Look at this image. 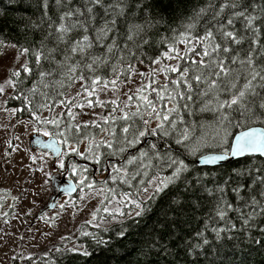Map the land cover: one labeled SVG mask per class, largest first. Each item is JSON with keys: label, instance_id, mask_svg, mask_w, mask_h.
Here are the masks:
<instances>
[{"label": "trees", "instance_id": "1", "mask_svg": "<svg viewBox=\"0 0 264 264\" xmlns=\"http://www.w3.org/2000/svg\"><path fill=\"white\" fill-rule=\"evenodd\" d=\"M239 12L244 16L235 15ZM249 16L256 17L251 28L245 19ZM61 24L68 28L66 33L58 31ZM221 25L242 42L221 40ZM208 29L216 42L231 49L218 54L229 75H222L218 87L209 89L207 83L192 81L190 74L189 91L182 83L179 87L172 83L180 79V72L169 74L166 85L148 95L157 113L169 116L163 121L167 135L156 128L150 138L139 136L157 119L145 103L128 119L108 117L82 124L65 111L56 125L49 126L53 134L63 138L60 130L72 143L101 138L86 158L106 174L110 162L112 173L102 183L107 199L137 200L144 211L110 226L82 225L75 238L81 251L60 245L22 264H264V159L247 157L215 168L196 165L204 154L228 153L238 132L264 128V109L259 107L264 103V80L259 76L244 100L251 112L242 116L238 106L220 107L243 90L253 71L264 75V0H101L100 4L92 0H0V51L6 44L22 53L28 49L31 69L30 73L22 69L19 78L13 76L7 107L15 110L16 119L43 127L38 120L62 105L75 83L93 91L114 80L126 82L136 66H153L170 46L183 44L181 39L197 45L196 53L184 55L178 68L193 67L191 61L202 52L197 38ZM36 53H41L39 63ZM216 58L213 54L212 59ZM158 93H163V99ZM45 103L48 107H40ZM181 162L183 171L176 177ZM156 179L162 191L156 188L141 200ZM220 211L226 213L223 219ZM252 214L254 219L244 224ZM204 239L209 243L204 244Z\"/></svg>", "mask_w": 264, "mask_h": 264}, {"label": "rangeland", "instance_id": "2", "mask_svg": "<svg viewBox=\"0 0 264 264\" xmlns=\"http://www.w3.org/2000/svg\"><path fill=\"white\" fill-rule=\"evenodd\" d=\"M197 42L188 44L196 47ZM186 45L180 44L176 49L184 57ZM180 59L169 60L164 57L153 66H136L126 82L115 81L84 90L82 83H75L69 96L62 105L47 111L38 120L58 122L66 111L77 123H97L100 120L128 116L138 111L144 101L140 96H147L165 86L171 73L165 67H178ZM27 65V55L14 45L6 44L0 51V264H22L48 248H70L81 251L83 247L75 241L82 225L110 226L116 222L133 217L139 211L137 200L123 198L107 199L104 183L105 174H92L75 162L70 163V177L78 184V193L69 197H60L56 209L38 217L52 196L51 179L55 175L62 176L66 169V160L77 157L89 161L87 154L102 139H92L80 143L67 140L65 133L57 130L59 137L52 133L51 125H36L28 120H18L15 110L7 107V100L13 93V71H21ZM142 90V91H141ZM131 97V99H129ZM161 123L156 119L148 123L146 134ZM47 132L48 135L44 133ZM45 138L55 137L64 145L62 156L53 160L50 154L39 153L31 146L37 135ZM144 135V136H145ZM74 149V150H73ZM63 164V167L60 165ZM95 164V163H92ZM72 175V176H71ZM91 185V186H90ZM156 179L150 188L141 196L146 200L157 188ZM123 213V215H121Z\"/></svg>", "mask_w": 264, "mask_h": 264}, {"label": "snow or ice", "instance_id": "3", "mask_svg": "<svg viewBox=\"0 0 264 264\" xmlns=\"http://www.w3.org/2000/svg\"><path fill=\"white\" fill-rule=\"evenodd\" d=\"M57 2H59V0H57ZM92 2L94 4H100L101 0H92ZM233 6H235V5H233ZM88 12H92V9L89 8ZM66 15H70V14H66ZM81 15H82V13H81ZM235 15L236 16H244V13L239 12V13H236ZM61 19H63V17H61ZM245 19L247 20L248 27L251 28L253 25V22L256 20V17L249 16V17H245ZM112 23H115V21H112ZM232 23H233V21L231 19H229L228 24L231 25ZM189 27H192V26L189 25ZM58 31L61 33H66L68 31V28H66L65 25L61 24L58 28ZM218 31H219V35H220L221 40H224V41L231 40L235 44H240L242 42V38H239L233 31L225 30V27L223 25L220 26ZM254 31L258 32L259 29H254ZM61 38H63V37H61ZM197 39L199 40V44L202 47V52L198 53V55L200 56V58L198 60L193 59L191 61V64L193 65V67H186V68L180 69V68L175 67V66H172V67L166 66L165 69H163V70L169 71V72H180V79L172 81V83L176 84L177 87H179L182 83L183 85H186L188 90L190 91L192 88V83H190V81H189V76L191 74L190 79L192 81H195L197 84L207 83L209 89H216L218 87L217 80H219V78L222 75L228 76L229 72H230V69H228L225 66L224 59L219 58L218 54L221 51H223L224 53H229L231 51V49L227 46L222 47L221 43L216 42V35L214 34V32L211 29L206 30L204 35L202 37H198ZM83 40L85 42L88 41V37L84 36ZM76 43H77V45H79L81 42L77 41ZM180 43H183L186 45L185 52H184L185 56H188V54L190 52L196 53L195 47H188L189 41L187 39H181ZM85 46H89V45H85ZM23 51L27 52L28 49H23ZM76 51H77V48L73 47L72 52L75 53ZM80 51H83V48H81ZM213 54H217L218 58L212 59ZM164 55L169 60L182 58L180 56L179 51L174 46H170L169 51L167 53H165ZM205 58H209V59L206 60ZM36 60L39 63V61L41 60V53H36ZM232 62L233 63L236 62V57H233ZM157 63H159V61H157ZM241 63H244V61H241ZM247 63L251 66L253 64L252 59L249 58ZM87 67L89 69H91L92 65L89 64V65H87ZM23 70H24V72H27V73L31 72V69L27 65L23 66ZM69 71H75V69L70 68ZM44 75H46V74L41 73V76H44ZM12 76L19 78L20 72L19 71H13ZM213 76H215L217 79H211V77H213ZM258 76L260 77L261 80H264V75H261L259 72L253 71L251 74V79L248 80V82L244 85L243 90H240L238 93L233 94L230 100H224L221 103L220 107L227 106L228 108H231L232 106H238L239 108L243 109V111L241 112L242 116L246 115V113H248V112H251L252 110L247 108V106L244 104V100H245L246 95L249 92V90H251L253 88L252 81L256 80V78ZM80 78L83 79V76H81ZM7 83H9L13 86L15 85V81H12V80L7 81ZM92 83L96 84V83H98V80H93ZM112 83L115 84V81H113ZM232 87L235 88V84H232ZM3 90H4L3 87H0V92H3ZM32 91L35 92V89H33ZM165 91H167L166 87H165ZM157 95L161 99H163V93H158ZM177 95H182V94L177 93ZM168 98L170 101L172 100V96H169ZM25 99H27V98H25ZM129 99H131V97ZM140 99L143 100L144 103L147 105V107L151 109L152 113L156 115V118L161 121V123L157 124V128H159L163 132L164 135H167L168 133L166 131H164L163 121H168L169 116L168 115L161 116L159 113H157L156 107L154 106L153 102L148 99L147 96L142 95V96H140ZM40 107H48V105L45 103V104L40 105ZM259 107L261 109H264V103H261L259 105ZM137 114L138 113H133V115H137ZM253 115H254V113H253ZM261 115H264V112H262ZM36 118L39 119V117H36ZM123 118L128 119L129 118L128 114L125 113ZM42 122L45 124L57 123L56 121H49V120H44ZM144 123L147 124L148 121L145 120ZM128 131H129V128H127V127L123 128L124 133H127ZM152 131H153V133H155L156 129H153ZM44 134L48 135L47 132H45ZM145 134H146L145 131L139 132V136H141V137L144 136ZM61 135H62V133H61ZM179 142L180 141H177V143H179ZM108 146L111 147V144H109ZM153 147H155V145H153ZM245 150L259 151L262 154H264V134L258 135L255 130H251L248 132H242L236 138V144L233 147L232 151H233V154H236V153L244 152ZM224 158L225 157H223V156L219 157V159H224ZM60 166L63 167V164H61ZM117 171H119V170H117ZM182 171H183V163L181 162V166L176 169L174 176L178 177ZM156 191L157 192L162 191V188L158 187L156 189ZM136 208L140 209V211H138L136 213V215H138V216L141 215L144 211V209L141 207V204L137 203ZM261 212L264 213V208L261 209ZM218 214L220 215L221 219H223L224 216L226 215V213L224 211H220ZM121 215H123V213H121ZM254 216H255V214L248 216L243 221L244 224L247 225L250 220L254 219ZM221 231H223V230H221ZM262 231H264V229H262ZM217 236H219V233H217ZM203 243L208 244L209 241L207 239H204ZM197 247H199V245H197ZM84 254L87 255V252H85Z\"/></svg>", "mask_w": 264, "mask_h": 264}, {"label": "water", "instance_id": "4", "mask_svg": "<svg viewBox=\"0 0 264 264\" xmlns=\"http://www.w3.org/2000/svg\"><path fill=\"white\" fill-rule=\"evenodd\" d=\"M251 130H255L258 135L264 134L263 127H251L245 129L243 131L238 132L233 137L231 148L228 153H209L203 156H200L196 160V165L201 168H215L219 166H223L232 162H236L238 160H242L247 157H260L264 159V154L259 151H251L245 150L241 153L233 154V147L236 144V138L242 132H248ZM147 137L150 138V134H147ZM30 146L39 153L50 154L53 160L59 159L63 154V144L59 142V140L55 137L45 138L43 135L39 134L32 139ZM225 157L224 159H219V157ZM70 169L68 168L61 177L59 175H55L51 179V187H52V196L48 204L43 207L38 213V217H42L49 211H53L56 209L58 205V201L60 197L67 195L69 197H73L78 193V187L76 182L68 177Z\"/></svg>", "mask_w": 264, "mask_h": 264}, {"label": "flooded vegetation", "instance_id": "5", "mask_svg": "<svg viewBox=\"0 0 264 264\" xmlns=\"http://www.w3.org/2000/svg\"><path fill=\"white\" fill-rule=\"evenodd\" d=\"M111 161V163L113 162V164H118V162H115L114 160H110ZM72 162H75V163H77V164H80V165H82V166H84V167H87L88 168V170H93V174H94V176H95V178H96V176L97 175H101V174H103V173H101L102 171V169L99 167V165L96 163V162H90V161H86V160H80L79 158H77V157H69L67 160H66V162H65V164H66V169H65V171L69 168V169H71V165H70V163H72ZM92 163H95V164H92ZM109 163L110 162H107L106 163V170H107V174L105 175V178L104 179H106V178H108L110 175H111V173H112V168L110 167V165H109ZM122 165V164H121ZM64 171V172H65ZM72 176V175H71ZM68 177H70V172H69V175H68ZM104 181V180H103ZM77 184V183H76ZM78 185V184H77ZM13 264H17V261H15Z\"/></svg>", "mask_w": 264, "mask_h": 264}, {"label": "bare ground", "instance_id": "6", "mask_svg": "<svg viewBox=\"0 0 264 264\" xmlns=\"http://www.w3.org/2000/svg\"><path fill=\"white\" fill-rule=\"evenodd\" d=\"M229 152V151H228ZM205 155V154H204Z\"/></svg>", "mask_w": 264, "mask_h": 264}]
</instances>
